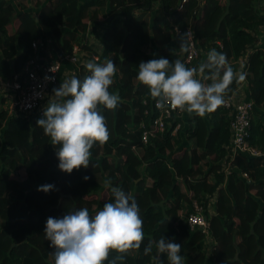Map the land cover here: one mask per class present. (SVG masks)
Instances as JSON below:
<instances>
[{"label": "trees", "instance_id": "16d2710c", "mask_svg": "<svg viewBox=\"0 0 264 264\" xmlns=\"http://www.w3.org/2000/svg\"><path fill=\"white\" fill-rule=\"evenodd\" d=\"M179 3L0 0L3 81L10 82L15 75L22 79L27 61L34 55L44 61L49 50L59 58L70 55L74 46L94 54L83 38L90 28L102 48L97 63H116L109 91L120 97L116 109L100 107L109 140L93 145L88 168L70 174L58 169L59 145H51L36 125L43 116L10 117L0 97V264H54V249L43 233L47 218H62L85 207L94 216L105 203L114 202L111 187L133 195L145 234L140 249L117 264H152L155 245L148 256L144 248L160 237L181 244L184 264H208L210 260L212 264H264V159L237 154L229 173L222 172L230 110L221 106L203 118L191 115L183 134L172 136L167 130L143 143V128L150 126L156 113L148 89L136 80L140 62L181 59L180 43L173 45L174 27L193 30L201 50L196 65L212 48L225 53L229 63L254 49L242 72L253 103L247 142L264 154V52L256 48L257 33L264 28V0H188L183 10ZM136 11L151 15L152 21L136 17ZM15 18L18 28L8 33ZM74 69L80 80L90 74L83 66ZM238 85L233 82L225 99ZM84 176L89 179L85 181ZM106 179L110 187H105ZM43 185L53 188L38 191ZM102 191L104 200L99 197ZM215 193L216 215H206L213 240L209 259L199 250L205 235L185 225L183 204L205 203V195ZM116 255L110 253L109 261ZM159 258L168 264L166 255Z\"/></svg>", "mask_w": 264, "mask_h": 264}, {"label": "clouds", "instance_id": "9594fccd", "mask_svg": "<svg viewBox=\"0 0 264 264\" xmlns=\"http://www.w3.org/2000/svg\"><path fill=\"white\" fill-rule=\"evenodd\" d=\"M179 39L180 52H189L193 47L189 34H180ZM119 60L123 63L122 55ZM85 67L90 74L83 80L73 76L52 90L43 118L36 121L51 145H59L58 169L69 174L74 169L88 168L93 145H103L109 140L100 107L114 110L120 102L119 94L109 91L117 73L116 63L89 61ZM136 80L148 89L157 109L169 115L177 111L203 118L225 104L230 86L234 81L242 83L245 75L234 70L225 53L212 48L206 59L193 67H187L178 58L140 62ZM104 185L110 187L111 181L106 179ZM52 188L53 185H43L37 190L48 192ZM111 193L114 202L105 203L94 216L85 207L62 218H47L43 233L54 249L51 253L54 264H105L106 261L117 264L129 252L140 249L145 234L135 198L119 187H111ZM153 245L156 253L152 255L153 264H163L161 254L166 255L168 264H184V257L179 254L181 244L160 237L149 241L144 255L153 253ZM112 252L117 255L109 261Z\"/></svg>", "mask_w": 264, "mask_h": 264}, {"label": "built area", "instance_id": "2783aa9c", "mask_svg": "<svg viewBox=\"0 0 264 264\" xmlns=\"http://www.w3.org/2000/svg\"><path fill=\"white\" fill-rule=\"evenodd\" d=\"M188 0H180L179 9H184ZM178 30V32H177ZM189 34V42L193 45L187 53H182L181 60L187 67L196 66V62L201 56V50L198 47V39L190 27L185 29L174 27L172 34L179 39V35L183 33ZM180 40V39H179ZM37 43H32V48L36 52ZM90 48V47H89ZM92 49V48H91ZM79 46H74L70 55L59 58L55 51L49 50L46 59L41 61L37 55L30 58L23 72V78L19 80V76H13L10 82L3 81L0 77V88H13V103L9 107L10 117H33L34 115H42L46 101L49 100V94L57 87L64 64H70L78 67L83 64L84 55ZM75 71V69H74ZM49 77L51 79H45ZM224 108L230 110L229 123V141L226 146V157L221 161L222 172L227 175L230 171V163L237 154L247 157H261L264 154L258 149L252 147L247 142L248 131L250 127L251 112L253 103L250 100H237L232 94L225 99ZM152 108L156 113V117L148 128H143L141 140L147 143L148 140L157 134H163L167 130L172 136L178 135L182 130L181 124L177 121L182 112L173 111L169 115L167 111H161L155 107V101L152 102ZM243 179H248L247 174L242 175ZM209 195H206V199ZM205 203L192 202L190 211L186 214L185 225L191 231H200L205 235L206 239L213 240L208 233L207 216L204 211ZM206 256L210 258L212 247H208ZM151 264V263H150ZM153 264V263H152Z\"/></svg>", "mask_w": 264, "mask_h": 264}, {"label": "crops", "instance_id": "0c3cea01", "mask_svg": "<svg viewBox=\"0 0 264 264\" xmlns=\"http://www.w3.org/2000/svg\"><path fill=\"white\" fill-rule=\"evenodd\" d=\"M195 1L197 3H201L202 2V0H195ZM193 14H195V8L193 10ZM135 16L136 17H141L143 20H148V22L152 21V17L149 14H142L141 12L136 11L135 12ZM18 25H19V23H18L17 19L16 18L13 19L12 23L7 28L8 33H13L18 28ZM100 33H101V30L98 31V34H100ZM257 36H258V43L256 44V48H259V49H261L264 52V28H262V29H260L258 31ZM83 38H84V41L86 42V44L88 45V47H90L89 44L92 43V38H94L93 36L90 35V28H89V30L87 31L86 35ZM88 39H90V41H91L90 43H89ZM95 40H96L97 44L99 45V50H95V48H93L94 50L91 49L94 54L87 53L86 51L82 50L81 54L84 55L82 66L84 68H86L85 65L89 61L97 62L99 57L102 54V48H101L98 40L96 38H95ZM178 43H180V40L178 38L174 37L173 45H175V44L177 45ZM253 50L254 49H250V48L247 49L245 51V53L237 61H235L233 63H230L233 66L235 71H237L238 73L239 72H243V69H244V67H245V65H246V63H247V61L249 59V56H250V54L252 53ZM181 57H182V53L180 54V58ZM73 67L74 66H72L70 64H64L63 71L61 73V77H60L59 83H58L56 88H59L61 83L65 79H70L73 76H76V72L74 71ZM52 95H53V92H50L49 97H51ZM233 95H234V97L237 100H241V101L250 100L247 82L243 81L242 83H239V85L236 88V90L234 91ZM0 97L4 100V104H3L2 108L5 111H7L8 116H9V107L13 103V98H14L12 86L9 85L8 87L0 88ZM48 102H49V100L46 101V104H48ZM190 116L191 115H189L187 113H182L180 115V117L178 118L177 121L182 126V130L180 131V133H182V134L184 133V131H185L186 127H187V123H188V120H189ZM184 145L187 146V143L185 141H184ZM204 198H205V206H204L205 214L207 216H215L216 215V198H217V194L215 193L212 196H209L208 199H206V195H205ZM207 205H211V209H209L207 207ZM190 207H191V205H189L187 203L183 204V213H184V215L187 214L190 211V209H191ZM187 208H188V210H187ZM210 242H211V240L205 239L202 242L201 246L199 247V250L200 251H204V252H208V250H207L208 247L209 246L212 247ZM208 264H212L211 260L208 261Z\"/></svg>", "mask_w": 264, "mask_h": 264}, {"label": "rangeland", "instance_id": "374dc122", "mask_svg": "<svg viewBox=\"0 0 264 264\" xmlns=\"http://www.w3.org/2000/svg\"><path fill=\"white\" fill-rule=\"evenodd\" d=\"M88 41H89V43L91 42L90 41V39H88ZM89 46H90V48H95V50H99V45L97 44V42H96V40H95V38H92V43L91 44H89ZM94 50V49H93ZM99 197H100V199H105L106 198V193H105V191H102L100 194H99ZM207 207L209 208V209H211V205H207ZM190 209V208H189ZM187 210H188V208H187Z\"/></svg>", "mask_w": 264, "mask_h": 264}]
</instances>
